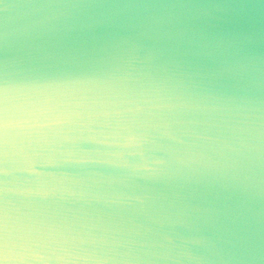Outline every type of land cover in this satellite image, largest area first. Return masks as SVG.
I'll return each mask as SVG.
<instances>
[{"label": "water", "instance_id": "95a60500", "mask_svg": "<svg viewBox=\"0 0 264 264\" xmlns=\"http://www.w3.org/2000/svg\"><path fill=\"white\" fill-rule=\"evenodd\" d=\"M0 264H264V0H0Z\"/></svg>", "mask_w": 264, "mask_h": 264}]
</instances>
